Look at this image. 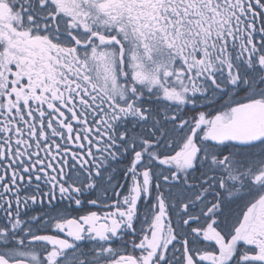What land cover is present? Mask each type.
I'll list each match as a JSON object with an SVG mask.
<instances>
[{"label":"snow or ice","instance_id":"obj_1","mask_svg":"<svg viewBox=\"0 0 264 264\" xmlns=\"http://www.w3.org/2000/svg\"><path fill=\"white\" fill-rule=\"evenodd\" d=\"M0 264H264V0H0Z\"/></svg>","mask_w":264,"mask_h":264}]
</instances>
